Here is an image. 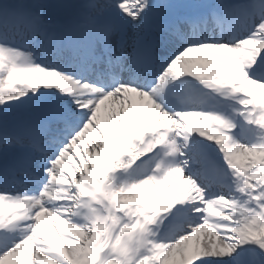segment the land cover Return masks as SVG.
I'll return each instance as SVG.
<instances>
[{"label":"snow or ice","instance_id":"6c2138e0","mask_svg":"<svg viewBox=\"0 0 264 264\" xmlns=\"http://www.w3.org/2000/svg\"><path fill=\"white\" fill-rule=\"evenodd\" d=\"M0 264H264V0H0Z\"/></svg>","mask_w":264,"mask_h":264}]
</instances>
